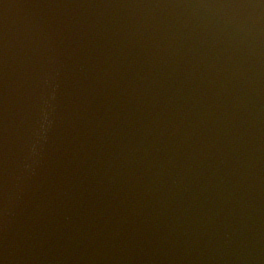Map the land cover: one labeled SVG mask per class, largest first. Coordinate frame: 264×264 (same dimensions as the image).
Segmentation results:
<instances>
[{"label":"water","instance_id":"water-1","mask_svg":"<svg viewBox=\"0 0 264 264\" xmlns=\"http://www.w3.org/2000/svg\"><path fill=\"white\" fill-rule=\"evenodd\" d=\"M0 264H264V0H0Z\"/></svg>","mask_w":264,"mask_h":264}]
</instances>
